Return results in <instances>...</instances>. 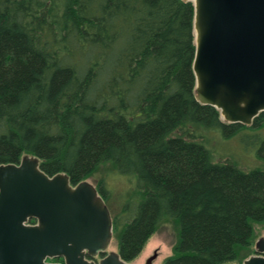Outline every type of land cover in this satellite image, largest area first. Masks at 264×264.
Wrapping results in <instances>:
<instances>
[{
	"label": "trees",
	"instance_id": "1",
	"mask_svg": "<svg viewBox=\"0 0 264 264\" xmlns=\"http://www.w3.org/2000/svg\"><path fill=\"white\" fill-rule=\"evenodd\" d=\"M193 19L182 0H0V165L34 156L72 186L104 164L134 175L139 200L112 219L127 263L168 219L179 240L164 264L236 260L264 224V171L203 143L260 130L264 112L228 124L196 101ZM240 140L264 160V137Z\"/></svg>",
	"mask_w": 264,
	"mask_h": 264
},
{
	"label": "water",
	"instance_id": "2",
	"mask_svg": "<svg viewBox=\"0 0 264 264\" xmlns=\"http://www.w3.org/2000/svg\"><path fill=\"white\" fill-rule=\"evenodd\" d=\"M194 6L196 101L228 124L250 126L264 112V0H182ZM31 219L35 225H28ZM110 211L88 181L46 175L38 158L0 165V264H129L107 252ZM243 264H264V238ZM157 254L145 264H153Z\"/></svg>",
	"mask_w": 264,
	"mask_h": 264
},
{
	"label": "rangeland",
	"instance_id": "3",
	"mask_svg": "<svg viewBox=\"0 0 264 264\" xmlns=\"http://www.w3.org/2000/svg\"><path fill=\"white\" fill-rule=\"evenodd\" d=\"M252 134H259V136L264 137V125L258 131H241L231 138H224L218 132H207L204 134L203 143L211 151L214 162H230L244 172L256 169L264 171V160L255 154L257 145L249 146L240 140L241 135ZM86 181L91 183L98 191L100 188L104 190L102 197L112 219L124 215L129 202H132L130 203L131 206H135L139 200L135 176L122 175L110 164H104L95 169ZM253 231L251 245L249 247H238L236 260L225 264H243L245 259L255 254V243L260 238H264V224L253 223ZM178 240V221L165 220L147 240L140 255L130 264H145L147 259L154 254H157V257L153 264H164L166 259L174 256V247ZM107 252H118V238L114 233Z\"/></svg>",
	"mask_w": 264,
	"mask_h": 264
},
{
	"label": "flooded vegetation",
	"instance_id": "4",
	"mask_svg": "<svg viewBox=\"0 0 264 264\" xmlns=\"http://www.w3.org/2000/svg\"><path fill=\"white\" fill-rule=\"evenodd\" d=\"M87 258L92 259V260L94 259V258H90V257H87ZM95 259H97V258H95ZM61 261H62V259L61 258H58L56 262H61ZM93 261L95 262V260H93Z\"/></svg>",
	"mask_w": 264,
	"mask_h": 264
}]
</instances>
